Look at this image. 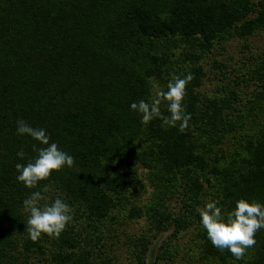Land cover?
Instances as JSON below:
<instances>
[{
  "label": "trees",
  "instance_id": "trees-1",
  "mask_svg": "<svg viewBox=\"0 0 264 264\" xmlns=\"http://www.w3.org/2000/svg\"><path fill=\"white\" fill-rule=\"evenodd\" d=\"M256 29L264 35V0H0V264H110L122 224L140 217L145 228L123 234L131 264H145L168 227L153 264L174 263L189 227L202 264H264V229L236 260L213 247L198 215L205 192L225 211L239 197L264 203V52L238 83L199 89L207 61L224 65L216 46ZM172 72L192 73L183 131L129 109L165 89ZM250 81V95L235 89ZM18 119L73 156L36 189L15 179L36 143L16 134ZM43 185L49 200L71 205L72 221L33 241L22 201Z\"/></svg>",
  "mask_w": 264,
  "mask_h": 264
},
{
  "label": "clouds",
  "instance_id": "clouds-1",
  "mask_svg": "<svg viewBox=\"0 0 264 264\" xmlns=\"http://www.w3.org/2000/svg\"><path fill=\"white\" fill-rule=\"evenodd\" d=\"M169 76L165 89L157 90L150 101H131L129 109L140 115L142 123L161 119L162 124L175 126L179 122V130L183 131L191 117L185 110L183 100L192 73L185 72L181 75L172 72ZM162 103L166 107L167 117L161 111ZM15 132L36 142L32 146L35 154L27 160H24L25 152L22 148L16 152V156L24 162L15 163V179L24 187L36 189L39 182L46 180L53 171L72 166L73 156L56 141L50 140L44 127H33L27 121L18 119ZM47 191V185H43L22 201L24 210L28 213V238L33 241L38 240L42 234L59 237L72 221L71 205L59 195L49 200L44 195ZM198 215L199 223L213 247L221 251L227 249L236 260L242 259L246 251L255 244V233L264 229V203L255 198L239 197L227 211L223 210L219 201L209 200L198 209Z\"/></svg>",
  "mask_w": 264,
  "mask_h": 264
},
{
  "label": "rangeland",
  "instance_id": "rangeland-1",
  "mask_svg": "<svg viewBox=\"0 0 264 264\" xmlns=\"http://www.w3.org/2000/svg\"><path fill=\"white\" fill-rule=\"evenodd\" d=\"M244 43L247 44V47ZM215 51L216 58L222 60L224 65L222 68L218 69L216 66L212 65V62L207 61L206 67L209 68V71L207 76L203 78V83L199 88L202 91L214 92L219 87L218 84L220 82H229V85L238 83L242 73L246 72V69L250 66L248 60L253 62L255 58L264 52V35L261 29H256L245 39L233 37L225 43L223 48L217 45ZM209 56L212 57V55ZM224 71L226 75H223ZM226 76L227 78L225 79ZM218 78H221V81H219ZM251 82L252 81L249 83L246 82L247 85L245 82H242L236 86L235 89H240L241 93L250 95L252 89ZM205 189H208V187L205 186ZM148 193V191L147 193L142 192V199L146 198ZM206 193L207 192L203 195V197L205 196L202 201L203 204L198 206V208L202 207L206 201L212 199H210V196L206 195ZM172 203L175 209L178 208V205L180 206L182 203L181 195H178ZM145 226L146 221L144 217L134 219V222L122 224L124 233H121L120 241L109 251V254L113 256L110 264H131V250H129L128 245L125 243L126 240L124 235L127 232L138 233L141 229L145 228ZM169 231H171V227L161 231L156 239L152 240L153 243L147 253L145 264H153V253L161 240L168 236ZM192 235L193 227H189L176 241L178 250L173 264H202L200 260L195 258L196 246L195 243H193ZM173 242H175V240H173Z\"/></svg>",
  "mask_w": 264,
  "mask_h": 264
}]
</instances>
